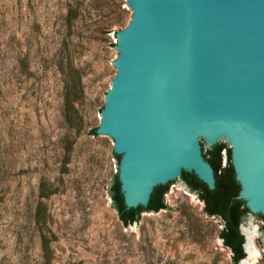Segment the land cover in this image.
Listing matches in <instances>:
<instances>
[{"label": "rangeland", "instance_id": "obj_1", "mask_svg": "<svg viewBox=\"0 0 264 264\" xmlns=\"http://www.w3.org/2000/svg\"><path fill=\"white\" fill-rule=\"evenodd\" d=\"M130 15L125 0H0V264H44L34 223L41 182L56 190L41 200L50 264H232L222 221L182 181L169 186L164 210L129 226L111 206L113 142L91 131ZM67 63L81 76L79 133L63 118ZM263 225L244 218V264H264Z\"/></svg>", "mask_w": 264, "mask_h": 264}, {"label": "water", "instance_id": "obj_2", "mask_svg": "<svg viewBox=\"0 0 264 264\" xmlns=\"http://www.w3.org/2000/svg\"><path fill=\"white\" fill-rule=\"evenodd\" d=\"M96 134L113 142L127 209L193 174L223 145L247 216L264 222V0H125ZM247 239L243 245L244 252ZM245 259L239 264H244Z\"/></svg>", "mask_w": 264, "mask_h": 264}, {"label": "trees", "instance_id": "obj_3", "mask_svg": "<svg viewBox=\"0 0 264 264\" xmlns=\"http://www.w3.org/2000/svg\"><path fill=\"white\" fill-rule=\"evenodd\" d=\"M67 22L68 25L71 22L70 15H68ZM64 74L66 85L63 93V118L68 127L79 133L83 126L76 104L83 97L81 76L79 71L70 63L66 64ZM91 133L95 135L96 129H93ZM70 146L71 144L65 148L66 161L69 159ZM223 154L226 160L224 166H222ZM202 155L205 161L212 167L214 177L216 178L214 192L209 190L196 176L187 172L183 173L182 182L204 204L206 215L218 217L222 221L223 227L219 233V238L223 246L230 251L232 264H239L241 260L246 258L243 248L245 238L241 232V226L248 214V210L244 202L237 198L240 187L235 180L233 168L230 164V154L226 145H223L212 155L207 153L206 150H202ZM114 158L118 164L119 158L116 156ZM168 189L169 187H166L155 192L151 198L149 212L157 213L166 208L164 196L167 194ZM55 191L48 183H40L38 193L40 202L37 204L34 213V223L39 227L41 234L40 242L44 264H50V243L54 240V236L47 238L43 234L46 223V211L41 200L49 198L55 194ZM108 194L111 206L116 211L118 219L124 227L137 222L142 213H147L145 208L142 207L136 209H127L125 207L116 174L113 176ZM262 231L264 233V225L262 226Z\"/></svg>", "mask_w": 264, "mask_h": 264}, {"label": "bare ground", "instance_id": "obj_4", "mask_svg": "<svg viewBox=\"0 0 264 264\" xmlns=\"http://www.w3.org/2000/svg\"><path fill=\"white\" fill-rule=\"evenodd\" d=\"M250 235H252V234L249 233V237H250ZM247 248H249V247L247 246ZM249 253H250L251 256H253L255 254V251L254 250H250V248H249Z\"/></svg>", "mask_w": 264, "mask_h": 264}]
</instances>
